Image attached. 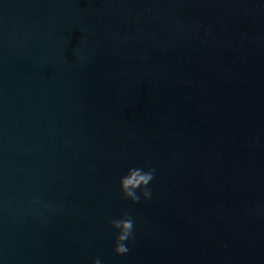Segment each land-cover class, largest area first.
Listing matches in <instances>:
<instances>
[{"label": "water", "instance_id": "95a60500", "mask_svg": "<svg viewBox=\"0 0 264 264\" xmlns=\"http://www.w3.org/2000/svg\"><path fill=\"white\" fill-rule=\"evenodd\" d=\"M96 259L264 264V0H0V264Z\"/></svg>", "mask_w": 264, "mask_h": 264}, {"label": "clouds", "instance_id": "9594fccd", "mask_svg": "<svg viewBox=\"0 0 264 264\" xmlns=\"http://www.w3.org/2000/svg\"><path fill=\"white\" fill-rule=\"evenodd\" d=\"M155 168L145 170L141 167H133L127 170V173L120 177V192L126 200L133 204L140 202L141 198L147 201L152 197V190L149 187L155 179ZM111 227L115 230V247L117 255H126L130 248L128 243L134 239V220L131 216L125 214L121 218L113 219ZM94 264H101L100 259H96Z\"/></svg>", "mask_w": 264, "mask_h": 264}]
</instances>
